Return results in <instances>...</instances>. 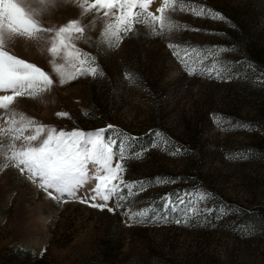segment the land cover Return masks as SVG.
<instances>
[{"label":"rangeland","instance_id":"374dc122","mask_svg":"<svg viewBox=\"0 0 264 264\" xmlns=\"http://www.w3.org/2000/svg\"><path fill=\"white\" fill-rule=\"evenodd\" d=\"M5 57L52 83L0 89V264H264V0H0ZM61 130L111 141L106 202L16 166Z\"/></svg>","mask_w":264,"mask_h":264},{"label":"snow or ice","instance_id":"6c2138e0","mask_svg":"<svg viewBox=\"0 0 264 264\" xmlns=\"http://www.w3.org/2000/svg\"><path fill=\"white\" fill-rule=\"evenodd\" d=\"M115 0H95L98 5L110 6ZM12 7H15L14 5ZM7 11V8H6ZM27 24V21H19ZM56 51V48H53ZM63 76V73H61ZM34 82L41 80L45 86L51 84V79L44 74L43 69L27 64L19 60L5 57L0 60V89L24 86L25 81ZM63 83V80H61ZM31 86V85H29ZM18 93L0 96V105L10 102ZM27 140H35V136L26 137ZM16 166L23 172L30 173L29 179L38 175L40 186L47 190L54 188L58 192H67L74 195V190L88 179L87 168L89 163L96 168V186L93 200L99 196L102 201H107L109 195L116 191L120 183L121 165L117 162L113 168L111 164V141L105 143L101 138V132L95 133L73 130L67 134L61 130L58 135L48 133L47 138L38 146H29L21 151L13 152ZM22 165V167H21ZM115 181V183H113ZM51 195V193H49ZM94 207L105 208L106 203L94 204ZM108 211H113L108 208Z\"/></svg>","mask_w":264,"mask_h":264},{"label":"trees","instance_id":"16d2710c","mask_svg":"<svg viewBox=\"0 0 264 264\" xmlns=\"http://www.w3.org/2000/svg\"><path fill=\"white\" fill-rule=\"evenodd\" d=\"M25 255V252L23 250H16L13 252V257H21Z\"/></svg>","mask_w":264,"mask_h":264}]
</instances>
